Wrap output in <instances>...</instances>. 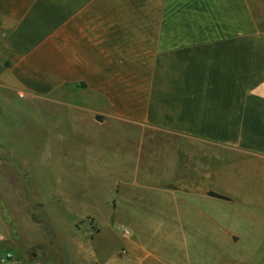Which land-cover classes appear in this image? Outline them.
Wrapping results in <instances>:
<instances>
[{"label": "crops", "instance_id": "0c3cea01", "mask_svg": "<svg viewBox=\"0 0 264 264\" xmlns=\"http://www.w3.org/2000/svg\"><path fill=\"white\" fill-rule=\"evenodd\" d=\"M19 92L37 116L50 103L53 119L83 111L113 126L126 146L110 174L116 211L264 227V0H0V112ZM5 164L0 258L20 232L33 251L17 264H72L33 218L48 209L16 187L27 174ZM21 221L42 232L41 248Z\"/></svg>", "mask_w": 264, "mask_h": 264}, {"label": "rangeland", "instance_id": "374dc122", "mask_svg": "<svg viewBox=\"0 0 264 264\" xmlns=\"http://www.w3.org/2000/svg\"><path fill=\"white\" fill-rule=\"evenodd\" d=\"M21 94L13 96L11 112H0L5 128L0 131V158L13 172L27 174L15 181L16 187L48 209L47 218L41 211L33 218L54 230L51 237L72 264H231L234 259L264 264V227L245 222L215 226L205 218L201 222L195 212L149 211L137 205L124 204L116 211L113 200L120 189L110 174L125 159L126 146L113 126L99 130L83 111L53 119L50 103L37 116ZM24 106L27 121L19 109ZM60 135L65 139L58 142ZM20 228L25 243L41 248L37 227L21 221ZM232 234L239 241H231ZM19 236L16 232L13 238L17 249L1 245L0 264H6L7 253L15 264L20 253H32Z\"/></svg>", "mask_w": 264, "mask_h": 264}, {"label": "built area", "instance_id": "2783aa9c", "mask_svg": "<svg viewBox=\"0 0 264 264\" xmlns=\"http://www.w3.org/2000/svg\"><path fill=\"white\" fill-rule=\"evenodd\" d=\"M21 97H23V94H21ZM3 261L6 262V264H15L12 261V254L11 253H7L5 259H3Z\"/></svg>", "mask_w": 264, "mask_h": 264}]
</instances>
